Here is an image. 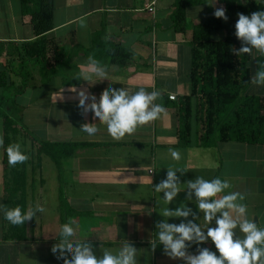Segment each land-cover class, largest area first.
I'll return each instance as SVG.
<instances>
[{
  "label": "crops",
  "instance_id": "obj_1",
  "mask_svg": "<svg viewBox=\"0 0 264 264\" xmlns=\"http://www.w3.org/2000/svg\"><path fill=\"white\" fill-rule=\"evenodd\" d=\"M154 1V11L149 13L144 0H53V29L48 33V47L62 49L67 59L63 63L68 66L61 65L64 69L43 83L41 66L29 62L27 87L14 100L16 115L30 133L33 132L29 127L38 123L39 115L43 141L79 145L71 157L61 162L60 176L55 169L56 182H52L63 194L68 224L76 230L75 242L86 240L96 256L130 242L138 250V264H184L163 253L156 240L155 224L164 219L160 215L164 207L174 210L183 203L192 210L183 222L192 221L204 228L202 213L196 208L195 197L188 196L187 189L164 205L163 193L155 192L154 186L165 178L168 167L183 171V174L177 172L180 185L198 176L208 180L220 177L230 184L227 192L244 196L248 218L264 227V144L219 142L211 147L201 146L194 120L188 144L178 143L177 103L191 92L193 28L223 6L216 0H206L183 8L179 26L182 30L176 31L171 17L178 0ZM97 33L104 43L117 44L132 56L125 65L108 60L103 66L108 73L107 80L86 82L82 80L83 75L90 70L84 52L92 47ZM225 37L223 30L210 31L212 42L223 41ZM35 39L30 15L22 14L21 0H0V67L10 53L15 54L22 44ZM53 65L49 52L46 68L53 69ZM249 71L246 95H254L259 98L256 103H264V86L251 83L258 69ZM109 88H125L130 94L139 88L156 90L160 93L156 103L162 104L164 112L155 121L115 140L91 113L85 115L77 107L78 92L94 96L99 102ZM169 96L174 100H169ZM87 123H97L100 129L97 137L88 138L79 131ZM170 148L180 152L179 161L171 159ZM150 169H153L152 175L148 173ZM42 177L44 186L30 191L27 209L42 207L39 196L46 192L43 162ZM48 198L50 201L54 198L57 206L50 207V201L43 199L47 212L36 213L27 221L25 241L0 239V264H62L51 252L61 226L58 192L55 194L54 190ZM167 220L182 222L181 218ZM209 226L214 227V222ZM153 244L157 245L155 249L151 248ZM200 247L215 251L210 242ZM195 248L192 245L189 252L195 254Z\"/></svg>",
  "mask_w": 264,
  "mask_h": 264
},
{
  "label": "trees",
  "instance_id": "obj_2",
  "mask_svg": "<svg viewBox=\"0 0 264 264\" xmlns=\"http://www.w3.org/2000/svg\"><path fill=\"white\" fill-rule=\"evenodd\" d=\"M226 10V21L207 17L193 28L191 42L190 80L191 92L181 97L177 103L178 143L187 145L193 120L198 127L199 144L211 147L217 143L264 144V103H256L259 98L247 96L250 84V68L259 69L264 62V54L252 57L251 54H239L233 49L241 47L234 35L237 14L250 15L264 11V0H216ZM206 0H178L172 14V23L176 31L182 30L183 8L205 3ZM22 14L30 15L32 32L36 38L21 45V50L9 54L0 67V204L6 208L19 205L27 209V199L36 186H44L42 177L43 158L54 164L58 176L61 162L69 158L78 148V144L69 142H47L38 140L22 124L16 115L15 98L24 93L30 74L29 62L40 65L43 83L56 76L66 62L62 49L49 50V32L53 29V0H21ZM211 30H223V41L212 42ZM53 56L54 68H46L47 54ZM87 60L94 58L104 66L108 60L117 65H125L131 52L117 44L104 43L100 34L93 36L92 47L84 52ZM64 60V61H63ZM69 64V63H68ZM68 66L67 64H64ZM65 66V67H66ZM67 69V67H66ZM193 100L201 103H191ZM250 103H244V102ZM19 143L21 150L29 159L23 164L9 166L5 149L9 144ZM61 225L68 223L64 212L65 200L58 189ZM0 239L7 242H19L27 239V221L22 225H11L0 211Z\"/></svg>",
  "mask_w": 264,
  "mask_h": 264
},
{
  "label": "clouds",
  "instance_id": "obj_3",
  "mask_svg": "<svg viewBox=\"0 0 264 264\" xmlns=\"http://www.w3.org/2000/svg\"><path fill=\"white\" fill-rule=\"evenodd\" d=\"M225 11L221 7L213 15L226 21ZM234 35L241 44L238 50L233 49L234 52L251 54L255 50L264 54V11L250 15L237 14ZM88 67L90 71L83 75V81L107 80V70L94 58L89 57ZM251 83L264 86V62L260 64ZM159 97L160 93L156 90L149 92L139 88L130 94L125 88H109L97 102L94 96L89 97L80 91L77 93V107L85 115L91 113L96 122L105 126L111 138L119 140L133 133L138 126L159 118L164 112L162 104L156 103ZM79 131L88 138H95L100 129L97 123H87L82 124ZM5 152L9 166L23 164L29 159L19 143L9 144ZM169 154L174 161L181 159L178 150L170 148ZM177 172L183 174L179 168H166L165 178L154 186V191L163 193L161 201L168 205L179 192L187 189L188 196L195 197L196 208L202 213L205 227L192 221L183 222L192 212L183 203L174 210L164 207L160 214L164 219L155 224L156 240L163 253L172 260H182L184 264H264V227L248 218L244 196L237 192H227L230 184L220 177L208 180L198 176L180 185ZM0 211L11 225H22L33 219L36 213L45 212V209L36 206L22 211L19 205L6 208L0 204ZM167 218H181L182 222L169 223ZM212 222L214 227L209 226ZM75 241L74 227L68 223L61 225L57 243L51 248L52 254L58 256L62 264H138V250L130 242H125L118 250L106 249L100 256H96L92 245L86 240ZM205 242H210L215 251L200 247ZM192 245L196 246L195 254L189 252ZM156 247L153 244L151 248Z\"/></svg>",
  "mask_w": 264,
  "mask_h": 264
},
{
  "label": "rangeland",
  "instance_id": "obj_4",
  "mask_svg": "<svg viewBox=\"0 0 264 264\" xmlns=\"http://www.w3.org/2000/svg\"><path fill=\"white\" fill-rule=\"evenodd\" d=\"M252 54L253 55H257V54H261V53H259V52H257V51L254 50L252 52ZM21 104H23V103H21ZM36 120L38 121V123H34V125L33 126H30L29 128H31V130L33 132L31 134L33 136H35L38 140H42V139H44L43 136L41 135L42 134L41 128H43V125L40 124V116L39 115L37 116V119ZM43 173H44V176L46 178V192H45V195L44 196H39V197H40V202L42 204V207L45 209V212H47L46 211V205L44 203H42L43 199L46 202H48V201H50L49 198H48V195L50 193L51 194L54 193V190H55V194L58 192V187H56V184H52V182H56V180H55V167H54V164L47 157H45L44 160H43ZM54 202H55V199L53 198L52 201H50V207L52 205L57 206V204L54 203ZM60 224H61V222H60ZM42 227L45 230L46 229V224L43 223L42 224Z\"/></svg>",
  "mask_w": 264,
  "mask_h": 264
},
{
  "label": "built area",
  "instance_id": "obj_5",
  "mask_svg": "<svg viewBox=\"0 0 264 264\" xmlns=\"http://www.w3.org/2000/svg\"><path fill=\"white\" fill-rule=\"evenodd\" d=\"M144 1L147 3V5H146V10H147L149 13H153V11H154V6H155V1H154V0H144ZM168 98H169V100H174V97H173V96H169ZM148 173H149L150 175H152V174H153V169H150V170L148 171Z\"/></svg>",
  "mask_w": 264,
  "mask_h": 264
}]
</instances>
